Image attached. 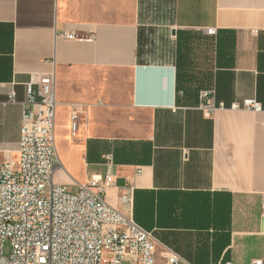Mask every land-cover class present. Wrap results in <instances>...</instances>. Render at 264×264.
Returning <instances> with one entry per match:
<instances>
[{
	"label": "crops",
	"instance_id": "0c3cea01",
	"mask_svg": "<svg viewBox=\"0 0 264 264\" xmlns=\"http://www.w3.org/2000/svg\"><path fill=\"white\" fill-rule=\"evenodd\" d=\"M51 69L55 182L111 174L105 200L153 232L155 264H264V0H0V157ZM201 90L224 107L205 115Z\"/></svg>",
	"mask_w": 264,
	"mask_h": 264
},
{
	"label": "built area",
	"instance_id": "2783aa9c",
	"mask_svg": "<svg viewBox=\"0 0 264 264\" xmlns=\"http://www.w3.org/2000/svg\"><path fill=\"white\" fill-rule=\"evenodd\" d=\"M206 32L215 34V29ZM61 36L77 38L67 31ZM25 87L18 149L13 158L0 160V264H155L153 232L105 200L106 189L114 184L111 174H94L74 183V190L54 181L61 167L55 145L54 69L30 74ZM212 95L211 90L199 92L198 106L205 115L224 107ZM5 102H16L15 90ZM232 107L262 111L255 98ZM80 112L77 106L71 111L72 135ZM130 191L119 196L123 207H131ZM6 241L8 253L3 251ZM168 264L191 263L170 251Z\"/></svg>",
	"mask_w": 264,
	"mask_h": 264
},
{
	"label": "rangeland",
	"instance_id": "374dc122",
	"mask_svg": "<svg viewBox=\"0 0 264 264\" xmlns=\"http://www.w3.org/2000/svg\"><path fill=\"white\" fill-rule=\"evenodd\" d=\"M15 152H13L12 154H10L7 158H13L15 156ZM0 160H4V156L0 157ZM75 189V186L73 187V190ZM3 251L4 253H8L10 251V243L9 241H6L3 247Z\"/></svg>",
	"mask_w": 264,
	"mask_h": 264
}]
</instances>
